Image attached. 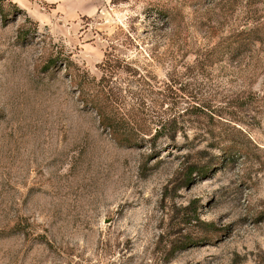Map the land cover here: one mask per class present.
<instances>
[{"label": "rangeland", "instance_id": "1", "mask_svg": "<svg viewBox=\"0 0 264 264\" xmlns=\"http://www.w3.org/2000/svg\"><path fill=\"white\" fill-rule=\"evenodd\" d=\"M0 264H264V0H0Z\"/></svg>", "mask_w": 264, "mask_h": 264}, {"label": "trees", "instance_id": "2", "mask_svg": "<svg viewBox=\"0 0 264 264\" xmlns=\"http://www.w3.org/2000/svg\"><path fill=\"white\" fill-rule=\"evenodd\" d=\"M86 104H89V106L95 108V110L97 111L98 115L101 118V124L102 125H106L112 129H115V126L113 123V121L115 120V117H111L109 115L110 109H108L109 106H107L108 103L106 101L93 99L91 101H87ZM194 172H197L198 174H202L203 170H198V167H196V166H190L187 178H190V176Z\"/></svg>", "mask_w": 264, "mask_h": 264}, {"label": "crops", "instance_id": "3", "mask_svg": "<svg viewBox=\"0 0 264 264\" xmlns=\"http://www.w3.org/2000/svg\"><path fill=\"white\" fill-rule=\"evenodd\" d=\"M56 2V1H55Z\"/></svg>", "mask_w": 264, "mask_h": 264}]
</instances>
